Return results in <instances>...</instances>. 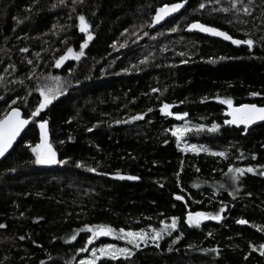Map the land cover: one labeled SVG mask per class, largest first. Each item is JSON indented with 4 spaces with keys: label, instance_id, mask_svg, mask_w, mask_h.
Masks as SVG:
<instances>
[{
    "label": "trees",
    "instance_id": "trees-1",
    "mask_svg": "<svg viewBox=\"0 0 264 264\" xmlns=\"http://www.w3.org/2000/svg\"><path fill=\"white\" fill-rule=\"evenodd\" d=\"M182 1L0 0V119L14 107L29 119L0 162V264H79L94 244L87 226L157 231L173 218L171 235L97 264H264V123L236 129L221 102L264 106V0H189L150 29L158 7ZM194 21L254 43L186 33ZM86 40L80 59L57 66ZM42 88L55 98L32 117ZM45 120L64 163L36 162ZM181 123L200 149L181 145ZM189 212L221 219L189 225Z\"/></svg>",
    "mask_w": 264,
    "mask_h": 264
},
{
    "label": "snow or ice",
    "instance_id": "snow-or-ice-1",
    "mask_svg": "<svg viewBox=\"0 0 264 264\" xmlns=\"http://www.w3.org/2000/svg\"><path fill=\"white\" fill-rule=\"evenodd\" d=\"M64 0H61V3H63ZM184 6L183 3H175V4H165L162 7H160L157 10L156 16L154 17L155 22H160L164 20L166 17L170 16L173 13H176ZM205 5L201 4L200 8H204ZM227 11V9H225ZM247 11V9H245ZM80 21V31L89 33L88 40L93 39V36L89 32L90 25L86 22L85 16L80 15L79 16ZM189 29H198L203 32L211 33L216 36L223 37L227 40L232 41L233 43L240 45V44H246L248 46L253 45L252 39H245V40H239V39H233L232 36L228 35L226 32L220 31L214 27H208L204 24H201L199 22H194L190 24ZM175 31V29H173ZM88 40H86L81 46L80 51L74 53V50L69 48L67 50V54L65 56H61L60 60L57 61V66H59L61 61H64L69 58V55H72L75 59H80V57L84 54V48L87 47ZM24 51H27L25 49ZM42 95L44 96V99L42 102L39 103V106L35 109L34 112L31 113L32 117L39 116L42 109L46 108L51 102L52 99L55 98V93H52L51 90H45L40 89ZM156 91V90H154ZM252 95H259V93H252ZM2 99V97H0ZM223 104H226L231 109L229 115H231V120H226L224 123L226 124H243V125H250L259 121H264V107H259L256 104H241L238 107L233 106V101L231 99H224L221 101ZM15 103V101H13ZM170 107L167 103H165L162 106V111L167 110ZM151 111V109H149ZM168 115H172L171 112L167 113ZM183 116H187V113H183ZM142 117H133V119H140ZM29 123V119H22L20 109L14 108L11 110L10 113H8L4 119H0V157L4 156L5 153L9 151V149L12 148L14 141L16 138L20 135L22 130L25 128V126ZM119 123V122H118ZM47 125V121H42L40 123V128L42 130L45 129ZM204 125L197 126V130L204 128ZM219 128L218 124L212 125L211 130L216 131ZM190 129L185 126L183 128L177 127L173 134L178 137H183L186 133H188ZM192 150H196V145L190 146ZM32 152L36 154V162L40 164H53V163H64V161L60 160L58 161L56 159V153L52 150L51 145L47 144V132H42V140L41 143L37 144L35 147H33ZM219 156H224L226 153H215ZM82 166V165H79ZM92 171H95V169H91ZM230 172L233 173L232 179L235 181H238L240 179V176H242L245 171L247 172H253L254 169L251 167H248L247 169L243 168H230ZM124 178V177H120ZM129 179H138V177H128ZM178 200H183L184 197L177 195L176 197ZM225 209L221 208L220 211L223 212ZM205 219H221L220 215H209L203 212H196L188 213L187 222L189 225H199L202 220ZM239 223H247L246 220H240ZM2 227V226H0ZM169 227L171 229H175L177 227V218H173L172 223L170 226H166V228L163 231H156L153 229L152 234L145 232L144 230H140L138 232L131 231V230H125L124 228H120L117 232L116 229L112 228L111 226H105V225H99V226H87L86 229H84L87 232L91 233V236L87 240V243L91 244L93 241L100 236L104 235H112L116 233L120 239L128 241L130 244L134 245L135 247H140V241H144L145 243L150 239L153 243H155L157 240L163 238V233L167 232L168 235H171V231H169ZM209 235H211L209 233ZM76 235L72 236V240H76ZM179 239V237H177ZM81 252L87 251L85 248L80 249ZM92 256L88 259H83L80 261V264H97V261L101 258H108V259H119L120 257H123L125 259L128 258V256L132 255L129 248H118L115 245L108 244L100 247L99 249L93 248L92 250ZM99 253V255H97Z\"/></svg>",
    "mask_w": 264,
    "mask_h": 264
},
{
    "label": "water",
    "instance_id": "water-1",
    "mask_svg": "<svg viewBox=\"0 0 264 264\" xmlns=\"http://www.w3.org/2000/svg\"><path fill=\"white\" fill-rule=\"evenodd\" d=\"M175 3H183L184 6H183L181 9H179V11H177L176 13L171 14L170 16L166 17L164 20H162V21H160V22H155V21H154V17L156 16L157 10H158L160 7H162V6H160V7L157 8V10H156V12H155V14H154L153 20H152V22H151V25H150V29H151V30H155V29H157L158 27L164 25L166 21H168V20L174 18V17L177 16V15H180L181 12L187 8L188 3H189V0H185V1H182V2H175ZM175 3H171V4H175ZM171 4H169V5H171ZM194 22H199V23L204 24V25H206V26H208V27H214V28H216V29H218V30H220V31L226 32L228 35L232 36L229 32H227V31H225V30H223V29H221V28H218V27H216V26H212V25H210V24H207V23H204V22H201V21H194ZM194 22H191L190 24H192V23H194ZM190 24H189V25H190ZM189 25H188V26H189ZM188 26H187L186 29H185V32H186V33H196V34H200V35H203V36H206V37H210V38L218 39V40L223 41V42H225V43L231 44V45L235 46L236 48H240V47H250V46H248V45H246V44H240V45H237V44L233 43L232 41L227 40V39H225V38H223V37L216 36V35H213V34H211V33L203 32V31H200V30H198V29H191V30H190ZM232 37H233V39L244 40V39L237 38V37H234V36H232ZM244 104H256V105L259 106V107H264L263 105H258L257 103H251V102H247V103H244ZM240 105H241V104H240ZM233 106H234V107H238L239 105H237V104H233ZM14 108H18V109H20L21 118H22V119H26L25 116H24L23 110H22L21 108H19V107H14ZM14 108H12V109H14ZM12 109H10L8 113H10ZM230 111H231V109H230L229 106L227 105V110H226L227 120H231V119H232L231 115H229ZM8 113H7V114H8ZM7 114H6V115H7ZM4 118H5V116H4L2 119H4ZM263 123H264V121H259V120H257L256 122H254L253 124H250V125H243V124H228V125H230V126L236 128V129H239V130L244 129L246 132H248V131H249L250 129H252L253 127L258 126V125L263 124ZM27 126H28V124H27V125L25 126V128L22 130V132L20 133V135L16 138V140H15L14 143H13L12 148L9 149V151H8L7 153H5L4 156L0 157V162H1V161H2V160L8 155L11 151H12V149L15 147V145L17 144V142L20 140V138L22 137L23 133L25 132ZM108 236H109V235H104V236H100L99 238H106V237H108Z\"/></svg>",
    "mask_w": 264,
    "mask_h": 264
},
{
    "label": "rangeland",
    "instance_id": "rangeland-1",
    "mask_svg": "<svg viewBox=\"0 0 264 264\" xmlns=\"http://www.w3.org/2000/svg\"><path fill=\"white\" fill-rule=\"evenodd\" d=\"M76 52H78V51H74V53H76ZM72 59H75V58H73L72 55H69V58L66 59V60H64V61H62V62H65V61H68V60H72ZM43 99H44V97H43ZM164 111H165L166 113L171 112V106H170L167 110H164ZM185 126H187V127L191 130V127L188 126V125L185 124V123H181V124H179L177 127L183 128V127H185ZM44 131L47 132L46 129H44ZM44 131H43V132H44ZM186 134H187V133H186ZM186 134H185L183 137H179V142L181 143V145L184 147L185 150H188V149H189V150H192V148H191L190 146H188V142H187V140H186V138H185ZM40 143H41V142H40ZM47 144H50L52 150L55 152V150H54V148H53V146H52V144H51L50 138H49V136H48V132H47ZM189 145H193V144H189ZM196 148L200 149V147H198V145L196 146ZM55 153H56V152H55ZM56 159H57V154H56ZM53 164H55V163H53ZM44 165H50V164H44ZM177 222H178V221H177ZM171 223H172V221H171ZM171 223H170V224H164V225L162 226V228H161L160 230H157V231H163V230L166 228V226H170ZM168 230H169V231H172L173 229H171V228L169 227ZM126 231H127V230H126ZM131 231H132V230H131ZM144 231L147 232V233H149L150 235H151L152 232H153V230H152V229H149V228H148V229H145ZM117 232H118V231H117ZM136 232H138V231H136ZM109 237H110L111 240L108 241V242H106V243H103V244H96L97 241H96V239H95V240L93 241L94 244H92L91 246H89V248H88V250H87V253H86V255L82 258V260H83V259L91 258V256H92V251H91V250H92L93 248L99 249L100 247H102V246H104V245H108V244L115 245V246L118 247V248H129L132 254L134 253V250L137 248V247H135L134 245L130 244L128 241L123 240V239H120L119 236H118L116 233H114V234H112V235H109ZM117 241H118V242H117ZM148 241H151V240L149 239ZM143 242H144V241H140L139 243L141 244V243H143ZM97 255H99V253H97ZM130 256H131V255H130ZM79 264H80V262H79Z\"/></svg>",
    "mask_w": 264,
    "mask_h": 264
},
{
    "label": "bare ground",
    "instance_id": "bare-ground-1",
    "mask_svg": "<svg viewBox=\"0 0 264 264\" xmlns=\"http://www.w3.org/2000/svg\"><path fill=\"white\" fill-rule=\"evenodd\" d=\"M228 32V31H227Z\"/></svg>",
    "mask_w": 264,
    "mask_h": 264
}]
</instances>
